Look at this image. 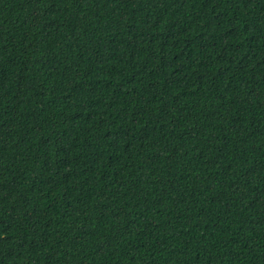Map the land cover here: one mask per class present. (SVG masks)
<instances>
[{"label": "trees", "instance_id": "obj_1", "mask_svg": "<svg viewBox=\"0 0 264 264\" xmlns=\"http://www.w3.org/2000/svg\"><path fill=\"white\" fill-rule=\"evenodd\" d=\"M0 264H264V0H0Z\"/></svg>", "mask_w": 264, "mask_h": 264}]
</instances>
